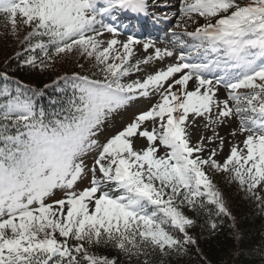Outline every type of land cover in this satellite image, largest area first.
<instances>
[{
  "label": "snow or ice",
  "instance_id": "6c2138e0",
  "mask_svg": "<svg viewBox=\"0 0 264 264\" xmlns=\"http://www.w3.org/2000/svg\"><path fill=\"white\" fill-rule=\"evenodd\" d=\"M148 9L149 0H0L10 38H17L18 18L31 28L20 41L27 65L73 53L103 77H61L71 94L53 112L37 104L38 90L26 95L19 82L16 95L0 93V264H153L155 254H187L197 244L190 234L197 222L185 209L212 204L230 215L205 168L231 173L230 181L264 202V0H181V19L196 14L205 23L173 33L175 50L135 35L119 39L111 21ZM141 44L154 55L133 64ZM166 57L174 59L164 68L123 82L141 64ZM153 96L148 110L101 143L114 115ZM232 117L247 133L243 147L232 146L222 163L215 149L205 158V138L191 143L188 128L203 118L213 131L209 142L223 145L216 128ZM134 138L147 146L137 150ZM101 248L115 254L94 251Z\"/></svg>",
  "mask_w": 264,
  "mask_h": 264
},
{
  "label": "trees",
  "instance_id": "16d2710c",
  "mask_svg": "<svg viewBox=\"0 0 264 264\" xmlns=\"http://www.w3.org/2000/svg\"><path fill=\"white\" fill-rule=\"evenodd\" d=\"M247 3L248 0H241ZM31 28L23 26L17 19V38L24 36ZM9 23L7 14L0 13V86H8L12 95H16L19 82L23 85L22 91L26 95H32V90H38L41 94L36 96L38 105L44 107L47 112L58 110L62 101L71 94L70 85L67 86L61 77L72 76L74 73L92 75L94 64L81 60L79 55L66 53L62 57H56L48 62L47 66H41L39 59L35 67L23 64L26 57H17L22 51L20 47L13 52L14 39L8 36ZM42 57V54H40ZM83 64L84 67H80ZM98 69L95 70V73ZM6 74L8 79H4ZM54 81H58L54 83ZM57 84V85H55ZM49 85V87H45ZM55 102V103H54ZM14 133V129L12 130ZM211 170V179L217 189L222 193L224 200L229 201L228 212L230 215L218 214L215 205L206 204V209L197 213L189 212V216L196 219L197 227L190 231L196 238V246L188 248L187 254L194 258L198 264H257L243 254L256 248H264V202L259 208L243 198V194L237 183L229 180V175L223 172ZM206 221L215 222L217 230L213 235H208ZM240 234V236H239ZM232 248L238 249V254H230ZM98 254L114 255L110 250L95 249ZM166 256L155 254L153 264H166Z\"/></svg>",
  "mask_w": 264,
  "mask_h": 264
},
{
  "label": "rangeland",
  "instance_id": "374dc122",
  "mask_svg": "<svg viewBox=\"0 0 264 264\" xmlns=\"http://www.w3.org/2000/svg\"><path fill=\"white\" fill-rule=\"evenodd\" d=\"M153 3H156L155 6L158 10V15L155 16V19L160 18L159 21L164 23V26L158 27L159 30H154L152 28L153 33L157 34L158 36H155L153 39L151 37L149 38H138L142 42H146L148 40H151L155 43L156 47H159L161 49H169V50H175L176 46L172 43V34L173 33H182L185 31H194L198 26H201L205 23V20L203 18H200L198 15L193 14L192 18H183L181 19L179 8L181 6V0H150ZM162 2L169 3V5L164 7H158V5ZM243 3V1H241ZM164 4V3H163ZM167 15L168 19L165 20L163 17ZM123 15H119L118 19L113 21V23L118 22L121 20V17ZM158 16V17H157ZM108 23L109 21H105ZM179 25V26H178ZM118 26H120V22H118ZM121 35L119 36V39L124 40L127 38L128 35L124 34L121 30ZM104 39H110L109 34H105L103 37ZM23 38L19 37L18 41L14 40V47L12 48L13 52L16 51L18 47H20L18 44H20V41ZM203 50H201V53ZM200 53H196V55H193V57L198 56ZM21 56H25L26 59L29 58V53L24 52L23 48L20 52ZM148 55H154L153 50H149L147 53L143 51L142 44L135 46L134 55L132 58L131 63L135 64L138 60H144ZM25 59V60H26ZM174 58H165L164 61L154 60L148 64H141V71L134 73L133 75L126 77L123 82L128 83L132 82L136 79H144L147 75L153 74L157 69L164 68L167 64L171 63ZM27 65L25 62L23 63ZM217 75H221L219 71L216 70ZM95 79H102V74L98 70L94 74ZM57 85V84H55ZM69 86V85H67ZM194 87L193 82L189 83V90H192ZM179 86H176L173 90H177ZM11 93L10 87L8 86H0V93L3 92ZM241 92H246L247 90L241 89ZM218 98L220 100L227 98V90L223 87V85L219 86V92H218ZM2 99V97H0ZM155 96L151 98H139L134 101H132L126 108L119 111L118 114L114 115L112 119L105 125L104 130L101 132L99 139L101 143L105 142L107 138H110L112 135H114L116 132L121 130L124 126H126L128 123L132 122L134 117L139 114L140 112L146 111L149 109V107L155 102ZM229 104L231 105L232 102L229 101ZM215 111V110H214ZM191 120V117H190ZM207 123L206 120L203 118H197L195 121V124L188 128V131L190 133V141L191 143L195 144L197 141L200 140L201 136L205 138V152L202 153V155L207 158L209 151L212 149L216 150V156L215 159L217 162L222 163L226 157L230 154V149L232 146L239 145L241 148L243 147V140L246 138L247 133L240 134L239 133V122L237 117L229 118L226 125H221L216 128V132L218 133L219 137H223L224 143L223 145H220V140L215 139V142H209V138L213 137V131L210 127L206 128L205 124ZM143 127H147L149 130H151V122H145ZM236 132V135H231L230 133ZM220 145V147H217ZM147 146L146 139L143 138H134V147L137 150L143 149ZM165 149L163 146H160L158 155H164ZM206 173L211 178V170L210 168H205ZM229 176L231 173H227ZM237 183V182H235ZM238 184V183H237ZM239 186L240 191L243 194V198L247 201H249L252 205H255L259 208L260 204L263 203L261 200H258L254 197H252L248 192H246L242 186ZM260 195H264V193H259ZM227 209L229 207V201L224 200ZM217 229L213 230L212 228H208L207 234L213 235L216 232ZM240 236V234H239ZM230 254L237 255L238 249L232 248L229 251ZM246 257H248L250 260L255 261L257 264H264V248H256L252 251H245L243 252ZM167 263L166 264H198V262L192 258L189 254H181V256H177L175 253H172L168 256H166Z\"/></svg>",
  "mask_w": 264,
  "mask_h": 264
}]
</instances>
